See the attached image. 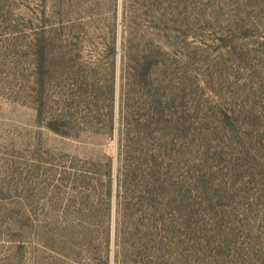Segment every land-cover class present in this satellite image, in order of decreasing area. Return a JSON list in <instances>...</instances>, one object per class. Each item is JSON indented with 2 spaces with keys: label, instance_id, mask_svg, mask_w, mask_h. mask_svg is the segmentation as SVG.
I'll use <instances>...</instances> for the list:
<instances>
[{
  "label": "rangeland",
  "instance_id": "obj_1",
  "mask_svg": "<svg viewBox=\"0 0 264 264\" xmlns=\"http://www.w3.org/2000/svg\"><path fill=\"white\" fill-rule=\"evenodd\" d=\"M0 264H264V0H0Z\"/></svg>",
  "mask_w": 264,
  "mask_h": 264
},
{
  "label": "trees",
  "instance_id": "obj_2",
  "mask_svg": "<svg viewBox=\"0 0 264 264\" xmlns=\"http://www.w3.org/2000/svg\"><path fill=\"white\" fill-rule=\"evenodd\" d=\"M115 47H116V44H115V41H113V44H112V48H111V51H112V54L115 56ZM110 69H111V78L108 80L109 82L107 83V90H108V95H110V98H111V101L113 102L114 100V97H115V94H116V85H115V60L112 59V63L110 62ZM72 99H75V98H71V101ZM110 122H111V116H110ZM108 242L109 241V232H108Z\"/></svg>",
  "mask_w": 264,
  "mask_h": 264
}]
</instances>
